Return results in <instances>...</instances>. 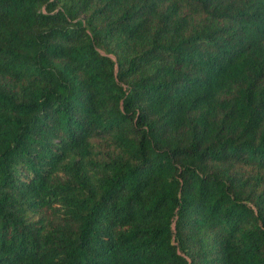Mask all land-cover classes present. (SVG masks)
Returning a JSON list of instances; mask_svg holds the SVG:
<instances>
[{
	"label": "trees",
	"instance_id": "16d2710c",
	"mask_svg": "<svg viewBox=\"0 0 264 264\" xmlns=\"http://www.w3.org/2000/svg\"><path fill=\"white\" fill-rule=\"evenodd\" d=\"M0 264H264V0H0Z\"/></svg>",
	"mask_w": 264,
	"mask_h": 264
}]
</instances>
